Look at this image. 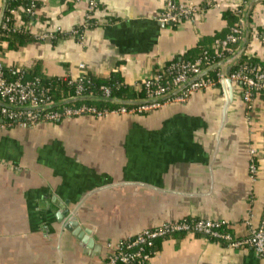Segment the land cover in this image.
<instances>
[{
    "label": "crops",
    "instance_id": "0c3cea01",
    "mask_svg": "<svg viewBox=\"0 0 264 264\" xmlns=\"http://www.w3.org/2000/svg\"><path fill=\"white\" fill-rule=\"evenodd\" d=\"M34 1L35 41L3 50L4 67L63 80L118 72L134 88L200 42L224 39L231 27L222 14L243 15L252 0H175L200 11L177 24L157 21L167 0H96L94 26H86L85 0ZM250 7L241 55L264 61L257 33L264 4ZM230 90L218 85L185 104L133 116L84 115L25 128L0 121V264H103L106 244L181 220L223 223L233 237H245L246 222L264 221V102L254 99L247 111L238 84ZM66 213L98 250L85 254L64 230ZM154 246L146 264H264L251 248L198 234L173 233Z\"/></svg>",
    "mask_w": 264,
    "mask_h": 264
},
{
    "label": "built area",
    "instance_id": "2783aa9c",
    "mask_svg": "<svg viewBox=\"0 0 264 264\" xmlns=\"http://www.w3.org/2000/svg\"><path fill=\"white\" fill-rule=\"evenodd\" d=\"M95 2L96 0H88L87 5L90 9L95 7ZM26 12L31 16L36 14L34 3L30 4ZM199 12L196 5L167 0L157 21L162 24H177L191 20ZM235 13L242 16L240 9H236ZM11 14L14 15L13 12ZM0 29L8 32L15 31L18 27L16 23L11 24L9 19H5L1 21ZM241 35V25H236L230 29L224 39L213 41L214 52L212 54L209 55L203 52L191 62L172 63L166 69L163 65L157 66V73L140 82L145 90L146 101L151 102L131 108L119 107L110 111H96L87 107L66 108L60 113L43 111L39 108L52 104L47 93L38 91L34 83L24 82V70L15 71L19 76L15 80L8 81L4 75V66L0 61V103L3 105L0 106V121L7 127L25 128L36 123H55L84 115L101 118L107 115L133 116L147 114L160 109L166 104H185L194 94L223 85L226 78L231 83L242 85V87L238 85L239 94L246 110L250 111L253 101L252 92L264 90V73L259 69L247 70L245 67L239 66L236 71L229 73L227 77L217 70L215 79L207 77L206 74L202 75L206 70L224 59L223 52H228L230 46L237 44L241 39ZM258 39L264 44V32L258 35ZM83 68V65H79L80 70H83ZM65 81L68 85L74 86L75 98L81 97L85 85L88 84L84 73ZM183 86L185 87L179 90ZM172 93L174 94L167 99L156 101ZM103 94L107 98L109 95L108 90L104 89ZM248 153L251 157L255 155L254 151L251 150ZM256 169V166L251 164L249 171L251 174H255ZM245 224L248 226L247 235L243 238H235L224 231L226 226L223 223L209 220L167 222L158 228L143 230L136 236L116 245L106 244L104 246L106 251L105 264H146L153 253L151 249L154 241L163 239L173 233L198 234L211 241L223 242L230 248H251L258 256L264 257V221L257 226H252L250 222Z\"/></svg>",
    "mask_w": 264,
    "mask_h": 264
},
{
    "label": "trees",
    "instance_id": "16d2710c",
    "mask_svg": "<svg viewBox=\"0 0 264 264\" xmlns=\"http://www.w3.org/2000/svg\"><path fill=\"white\" fill-rule=\"evenodd\" d=\"M175 1V0H174ZM31 3H34L35 8H37V4L34 0H4L3 3V14L2 21L5 19H9L10 23L14 24L18 22L20 26L15 31H2L0 29V53L5 51H15L19 48L26 47L34 43V39L32 37V33L30 32V28L32 23L35 21V15L31 16L26 12V9L30 6ZM264 4V1H263ZM98 3L95 2V7L89 9L87 5L86 9V26H94V18L93 12L96 9H99ZM14 13V15L11 14ZM88 15L90 17H88ZM222 18L228 21L231 28L236 25L242 26V17L236 14L234 11H226L222 14ZM85 28V27H84ZM230 28V29H231ZM228 29V33L230 31ZM84 29L77 30L78 33L82 32ZM264 32V31H263ZM260 30H258V34H262ZM77 34V33H76ZM62 35L61 32H57L54 39L59 38ZM228 35V34H227ZM222 40L223 37H217ZM216 38V39H217ZM215 37L212 39H207L204 42H200L196 48L192 51H189L180 59H174L168 63L163 64L165 69L171 65L172 63H182L185 61H193L203 52L207 54H212L214 52V47L212 46ZM238 47L237 45H232L229 48L228 52H223V60L233 57L236 54ZM245 67L247 70L250 69H259L262 73H264V61L255 58L248 57L245 54L240 55L236 60V65L232 66L230 69V73L236 71L238 67ZM157 68L153 73H157ZM218 69L209 70L206 73V76L212 79H215V75ZM23 81L28 83H34L35 87L38 91H43L47 93L50 97V101L52 104L62 103L75 98L74 94V86L68 85L67 82L63 79L57 78H48L42 74H39L38 71H26L24 70ZM4 75L8 81L15 80L19 75L11 68L4 67ZM86 80L88 82L85 85L83 93L81 94L82 98H85L82 101L71 102L69 104L58 105L52 107L51 109L46 110L47 112H57L60 113L63 109L66 108H78V107H87L93 108L96 111L103 110H114L119 107L131 108L135 106H122L112 102H106L105 99L108 100H116L122 102H144L146 101V94L143 86L138 84V87H132L124 82V79L118 72L111 73L108 77H93L89 74H85ZM239 85V84H238ZM239 86L242 87L240 84ZM107 89L109 95L107 98L104 97L103 90ZM252 100L260 99L264 102V90L259 92H252ZM88 100H87V99ZM91 116V115H89ZM62 121V120H60ZM59 122V121H57ZM56 123V122H55ZM225 231V230H224ZM161 239H157L153 243L156 244L157 241ZM153 248L151 252H153ZM147 251V249H146ZM149 251V250H148ZM103 264H105V259L103 260ZM120 264V263H118Z\"/></svg>",
    "mask_w": 264,
    "mask_h": 264
},
{
    "label": "water",
    "instance_id": "95a60500",
    "mask_svg": "<svg viewBox=\"0 0 264 264\" xmlns=\"http://www.w3.org/2000/svg\"><path fill=\"white\" fill-rule=\"evenodd\" d=\"M86 2H88V0H85ZM264 0H252L250 2V4L248 5V7L244 10L243 15H242V35H241V39L239 41V47L236 51V54L233 57L227 58L225 60H223L222 62L218 63L217 65L211 67L209 70H214V69H220L221 72L223 73L224 76H228L230 73V69L232 67V63L234 61H236L239 56L241 55V53L243 52L245 46H246V40H247V29L245 30V26L247 25L248 22V17H249V11H250V6H252L255 2H263ZM3 3L4 0H2V8H1V14H0V25H1V21H2V14H3ZM226 69V70H225ZM209 70H206L202 75L206 74ZM225 70V71H224ZM230 84L231 82L229 81V79H225L224 81V85L227 87L228 89V95L231 96V90H230ZM185 86L181 87L179 90H182ZM176 93V92H175ZM172 94H169L165 97H162L160 99H157L156 101H162L164 99H167L168 97H170ZM85 98L79 97V98H74L62 103H58V104H51L42 108H39L41 110H48L51 109L52 107L58 106V105H64V104H69L71 102H77V101H82ZM87 99V98H86ZM88 100V99H87ZM106 102H112V103H116L118 105H122V106H139L141 104L144 103H148L151 101H144V102H122V101H116V100H108L105 99ZM0 106H3L0 103ZM34 110V109H33ZM67 216V217H66ZM67 218V219H66ZM65 222L63 225V228L65 231L69 232L70 235L76 239L77 241L80 242V245L82 244V246L85 248V254H87V250L90 249H96L98 250V247H94L93 245V241L90 239V231L85 230V229H81L80 227H78V224L76 222V219L74 217H68V214L66 213L64 216Z\"/></svg>",
    "mask_w": 264,
    "mask_h": 264
}]
</instances>
